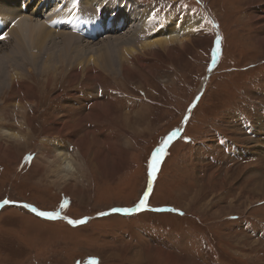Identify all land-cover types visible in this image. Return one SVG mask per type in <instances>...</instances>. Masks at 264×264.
Here are the masks:
<instances>
[{
    "label": "rangeland",
    "instance_id": "rangeland-1",
    "mask_svg": "<svg viewBox=\"0 0 264 264\" xmlns=\"http://www.w3.org/2000/svg\"><path fill=\"white\" fill-rule=\"evenodd\" d=\"M127 2L155 13V28L166 22L165 36L171 22L198 28L132 65L120 50L95 56L106 37L78 53L53 38L49 71L0 43V199L61 217L1 208L0 264H264V0L108 5ZM173 132L153 179L152 155ZM55 142L77 159L73 172L55 162Z\"/></svg>",
    "mask_w": 264,
    "mask_h": 264
},
{
    "label": "bare ground",
    "instance_id": "bare-ground-1",
    "mask_svg": "<svg viewBox=\"0 0 264 264\" xmlns=\"http://www.w3.org/2000/svg\"><path fill=\"white\" fill-rule=\"evenodd\" d=\"M104 1H106L107 3L105 4ZM109 2L110 0H84L83 7H80L83 4V0H23V2H19L18 0H0V35H6V38L0 40V43L8 42L10 44V39H13L14 43L12 42V47L14 48L15 54H18L16 53L17 50L19 51V53H24L23 58L28 59L32 68L36 67L37 69H39L38 65L41 63L43 64V69L41 70L45 71L47 69L49 71L52 70L55 66L51 65L52 54H50L47 50L48 46L50 45L49 42L53 38L61 39L58 42L61 41L62 44L56 46V49H58L60 53H63V51L65 50V46L66 49L71 48L74 52L78 53V51H82L83 49H85L84 47L92 46L91 41L95 40L96 38L106 37L105 39H103L104 47L105 44L107 45L106 48H100L97 51V54H95V56L98 55L102 59V63L107 58L105 55L108 52L106 51L111 52L113 50L122 51L127 60H129L130 62H134V60H138L137 58L140 57L139 53H154V49L169 51L171 50V45L174 43H179L182 46H185L189 42H182L184 40H181L180 37L183 34L189 33L190 31L198 28V26H196V23H194L193 25H186L185 23L181 24L180 22V25H177L174 22H171L170 29H173V34L171 36H167L166 34V37L165 33H163V28L166 22L160 24V26H157L155 28L154 23L156 21L152 19L153 15L149 10L141 8L142 11H139L138 9L130 6L128 2L125 3V5H121L120 3L118 6L113 8L112 6L108 5ZM64 3L72 4V6H75L77 9L74 11V13H64L62 10V8L64 7L62 5ZM35 7L38 8L41 12L37 11ZM65 7L67 8L68 6ZM93 10L96 11L94 12ZM42 14H44L45 16V21H42ZM131 14H133V16H131ZM4 17L8 19H5ZM17 23L18 25L15 26ZM129 24H135L137 27L133 29V33H129L130 35L127 36L129 37L128 40H122L119 37L126 35L124 33L122 34V32H124L122 30ZM114 37H118L119 39L117 40V42L121 43L122 45H118L116 44V42L113 44H111L110 42H105ZM81 38L89 39L88 43L84 45L83 41H81ZM140 39H142L144 43H141L139 41ZM120 40H122V42ZM263 41L264 39L262 40V42ZM58 42L54 44H58ZM90 50H93V47H90ZM29 52L31 53L30 55ZM12 57L16 58V56ZM58 57L60 58V56ZM91 59L92 58H90L89 60ZM75 60L76 59H74V61ZM28 61H26V65L28 64ZM132 64H135V62L131 63L130 65ZM81 65L83 64H80L79 66ZM101 109L105 110L104 108ZM85 116L82 119H85ZM22 118L25 123H28L26 113H24ZM86 146L87 145L84 144L83 147H81V149L77 151V153L82 157L86 156ZM55 149L56 152H58L57 157L61 158V160L55 158V162H60L63 170L65 169L67 171H72L75 168L74 163H77L78 161L74 156L66 153L67 149L65 143L57 144L55 142ZM257 153L260 152H256L255 154ZM69 157H72L73 160H68ZM160 253L163 254L162 252ZM160 253L157 254L160 261L165 260L168 262L175 258L170 254H163L165 255L164 257Z\"/></svg>",
    "mask_w": 264,
    "mask_h": 264
},
{
    "label": "snow or ice",
    "instance_id": "snow-or-ice-1",
    "mask_svg": "<svg viewBox=\"0 0 264 264\" xmlns=\"http://www.w3.org/2000/svg\"><path fill=\"white\" fill-rule=\"evenodd\" d=\"M152 19L155 20L156 19V14L154 13L153 16H152ZM205 19L207 20V23L208 24H211L212 27L216 28L218 27L217 24H215L214 21L210 20V19H207V17H205ZM203 27V25H201V28ZM199 30V29H197ZM6 38V35H0V40H3ZM220 40H221V37L220 36H217L216 37V48H215V51L217 54H219L220 52ZM179 131V130H177ZM177 135V132H173L171 133L167 139H165L162 143V146L157 148L155 150V152L153 153L152 155V158H151V163L149 165V168H150V172H149V175L151 178H155V175H156V172L158 171V166L159 164L161 163V160L163 158V156L165 155V148L167 147V145L169 144V142L173 139V137H175ZM150 186V185H149ZM148 192H145L144 194V197L140 200L139 202V205L138 207H147V198H148ZM4 204H7V203H11V201H8V200H5L3 202ZM67 201H64L63 204H61V208H64L67 206ZM25 207H28V208H31L32 211L34 212H37V209L32 207L31 205H24ZM114 211H131V209H114ZM38 215L40 216H43V217H46L48 219H58L60 218V213L59 212H37ZM85 221L83 220H69V223L75 225V224H80V223H84ZM93 264H96L95 261H93Z\"/></svg>",
    "mask_w": 264,
    "mask_h": 264
},
{
    "label": "flooded vegetation",
    "instance_id": "flooded-vegetation-1",
    "mask_svg": "<svg viewBox=\"0 0 264 264\" xmlns=\"http://www.w3.org/2000/svg\"><path fill=\"white\" fill-rule=\"evenodd\" d=\"M4 200H8V201H11V203H7V204H4L3 206H1V208H15V209H21V210H24V211H26V212H28V213H31L32 215H37V216H39V217H41V218H46V217H43V216H40V215H38L37 214V212H45L44 211V209H42L41 207H39V206H32V207H34V208H36L37 209V212H34V211H32L31 210V208H28V207H25V206H22V207H18V205H17V203L15 202V201H13L12 199H11V197H9V196H6V197H4V198H2V199H0V202L1 201H4ZM26 205V204H25ZM49 212V211H48ZM61 218V217H60ZM46 219H48V218H46ZM59 219V218H58ZM50 220H56V219H50ZM68 222H69V220H67Z\"/></svg>",
    "mask_w": 264,
    "mask_h": 264
},
{
    "label": "water",
    "instance_id": "water-1",
    "mask_svg": "<svg viewBox=\"0 0 264 264\" xmlns=\"http://www.w3.org/2000/svg\"><path fill=\"white\" fill-rule=\"evenodd\" d=\"M197 100H198V99H197ZM172 140H173V139H172ZM172 140H171V141H172ZM171 141H170V142H171ZM170 142H169V143H170ZM168 145H169V144H168ZM168 145H167V146H168ZM165 149H166V148H165ZM0 209H1V206H0ZM103 216H104V215H103Z\"/></svg>",
    "mask_w": 264,
    "mask_h": 264
},
{
    "label": "crops",
    "instance_id": "crops-1",
    "mask_svg": "<svg viewBox=\"0 0 264 264\" xmlns=\"http://www.w3.org/2000/svg\"><path fill=\"white\" fill-rule=\"evenodd\" d=\"M161 208H164V207H160V209H161ZM161 210H162V209H161ZM162 212H163V211H162ZM166 213H167V212H166ZM159 214H162V213H159Z\"/></svg>",
    "mask_w": 264,
    "mask_h": 264
}]
</instances>
